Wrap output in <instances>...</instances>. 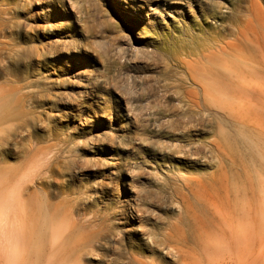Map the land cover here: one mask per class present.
I'll return each instance as SVG.
<instances>
[{
	"label": "bare ground",
	"instance_id": "6f19581e",
	"mask_svg": "<svg viewBox=\"0 0 264 264\" xmlns=\"http://www.w3.org/2000/svg\"><path fill=\"white\" fill-rule=\"evenodd\" d=\"M231 1L237 4L226 20L219 10L223 2ZM263 1L216 0L209 5V19L219 21L221 29L217 28L208 44L186 55L222 65L195 69L177 57L180 69L172 68L166 80L175 77L176 84L184 85L167 86L181 88L177 93L185 113L183 127L177 130L179 138L163 151L192 158L195 170H199L198 162L212 164V173L187 186L210 207L212 202H220L221 207L209 216L189 214L181 220L189 224L182 222L159 234L145 225L156 220L155 212L138 204L145 198L131 190L127 207L122 208L134 227L129 234L134 239L127 241L126 231L116 228L121 220L118 214L93 207L95 185L88 184L87 190L77 185L80 173L92 164L91 159L76 156L79 142L100 148L86 129L85 113L90 106L74 111L75 118L84 120L78 119L82 129L73 127L74 119L57 127L41 112L51 107L58 110L70 97L67 90L54 93L49 80L36 75L47 72L49 64L69 67V83L79 89L80 98L96 93L85 58L75 51L80 33L78 3L0 0V264H86L88 259L97 264H176L156 257L160 250L161 255L167 251L182 264H195L176 252L174 241H195L207 252L232 253L225 258L227 264H253L252 248L264 246V125L249 118L252 113L256 118L264 115ZM213 48L218 54L211 52ZM237 51H244L245 57L237 56ZM206 133L211 136L204 137ZM62 174L61 188L56 177ZM154 181H162L157 173ZM166 186L174 197L182 194L173 184L166 182ZM190 223L197 227L194 237ZM257 255L264 264V248Z\"/></svg>",
	"mask_w": 264,
	"mask_h": 264
},
{
	"label": "rangeland",
	"instance_id": "374dc122",
	"mask_svg": "<svg viewBox=\"0 0 264 264\" xmlns=\"http://www.w3.org/2000/svg\"><path fill=\"white\" fill-rule=\"evenodd\" d=\"M215 1L76 0V21L80 33L76 34L75 51L77 56H84L85 65L96 84V93L88 98L76 95L79 89L69 83L71 77L66 74L70 71L67 66L52 67L47 61L49 70L36 73L38 78L47 82L49 80L54 93L66 90L70 92L69 99L62 102L58 110L53 107L41 110L43 117L52 118L57 127L67 126L69 122L66 121L74 119L73 127L82 129L84 126L80 121L83 123L84 120L78 116L75 118L74 111L81 110L84 105L90 106V111L84 112L86 129L94 135L101 151L88 146L85 140L79 142L80 150L76 156L78 159H91L92 164L91 169L80 173L77 185L86 190L88 184L95 185L93 207L99 211L117 213L121 220L116 222V228L126 231L127 241L129 238L134 239L129 236L134 227L131 226L130 218L122 213V208L127 207L131 190L145 198L144 203L136 200L135 205L139 202L138 204L155 212L156 220L145 225L159 234L171 230L174 225H181L182 222L189 224L181 221L189 214L204 212L209 216L211 210L221 207L220 202H212L214 206L210 207L191 194L187 186L188 183L199 180L203 174L212 173V164L198 162L196 168L199 170H195L191 167L195 162L192 158L163 151L173 145L176 137L179 138L177 130L183 127L181 118L185 107L177 91L184 85L176 84L175 77L170 82L166 81L172 76V68L180 69L175 62L177 57L184 63L190 62L195 69L205 65H222L218 62H215L216 65L214 62L210 64L206 59L186 55L193 49L200 48L202 43H207L217 28L221 29L219 21L215 23L208 17L209 5ZM231 2H223L222 9L219 10V14L226 20L232 16L237 4V1ZM245 5L247 3H243V7ZM261 6L264 9V1ZM138 36L152 38L141 40ZM211 52L218 54L216 48ZM236 55L245 57L246 54L244 51H237ZM23 69L26 70L25 65ZM169 83L182 87L171 86V90L167 86ZM236 101L240 103L239 100ZM249 118L253 123L264 125V115L256 118L252 113ZM209 131L213 133L211 127ZM210 133H206L204 137H210ZM156 173L162 180L159 184L154 181ZM56 179L61 187L64 183L63 174ZM166 182L173 184L182 194L178 198L174 197ZM194 226L190 223L191 237H194L197 229ZM132 242L133 240L126 243L131 246ZM174 243L176 252L188 256L195 264H227L225 258L232 255L214 249L207 252L195 241L187 244L180 241ZM263 248L259 244L252 248L255 255L252 257L253 264L262 262L257 254ZM161 253V250L158 251L156 257L160 256L169 263L182 264L173 259V255H168L167 251L162 255ZM146 255L150 256V253ZM86 264H97V261L88 259ZM120 264L123 262L120 261Z\"/></svg>",
	"mask_w": 264,
	"mask_h": 264
}]
</instances>
